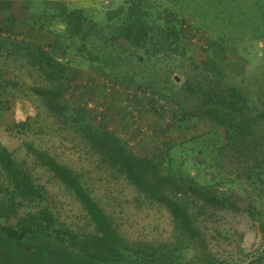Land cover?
Returning <instances> with one entry per match:
<instances>
[{"label":"rangeland","instance_id":"rangeland-1","mask_svg":"<svg viewBox=\"0 0 264 264\" xmlns=\"http://www.w3.org/2000/svg\"><path fill=\"white\" fill-rule=\"evenodd\" d=\"M131 1L0 0V144L12 150L18 161L31 172L36 189L35 197L17 195V211L2 222L20 227L39 221L53 223L56 220L64 224L68 236L75 240L87 237L96 230V223L75 196L52 170L37 161L27 145V142H31L86 174L92 192L99 199L112 226L124 243L130 246L124 250L126 253H134L136 249L139 252L146 250L160 254L167 247H173L178 251V264H200L211 250L222 260L221 264H252L253 261V264H264V230L261 227L264 217L251 212V207H254L252 199L233 198L241 207L240 210L227 206L216 209L207 207L208 212L199 216L205 241L200 236L182 237L166 206L147 199L124 177L110 176L100 163L99 155H93L79 134L58 121L32 90L34 85L46 83L47 80L40 69L26 62V55L29 57L27 47L32 48L34 53L36 49L44 48L68 67L67 77L70 79H66L64 89L72 108H86L93 122L107 125L121 136L129 138L138 154L158 159H181L183 169L180 170H185V167L189 169L191 151L188 143L177 145V142L184 137L192 138L204 133L209 129L210 122L202 117H186L181 126L176 117L175 102L165 95L162 98L167 102L151 101L141 95L129 97L127 88H138L137 84L120 83L119 80L114 82L99 64L92 65L89 55L77 50L75 45L78 38H75V42L67 41L62 31L65 19L61 10L64 7L67 10H82L89 19L105 24L119 12L121 5L129 7ZM162 1L188 16L189 21L200 29L191 37L187 56L181 55L172 63L169 59H161L155 69L158 71L170 64L174 67L178 81L174 88L188 107L194 101L184 94L187 91L185 79L187 75L202 78V68L195 65L207 58L211 37L218 39L224 36L225 41L229 42L232 49H228L230 53H225V57L237 55L232 57L235 64L223 61L227 64L228 81L238 82L245 76L247 80L244 84L252 88L253 92L258 88L264 89V0ZM204 3L208 7H203ZM18 54L21 56L17 57ZM242 64L245 69L241 73L239 67ZM249 71L255 72L258 78L253 80L247 74ZM103 74L109 80H103ZM160 74L155 75L154 79H159ZM143 81H148V78ZM144 85L141 88L145 89ZM90 101L94 103L92 107L88 106ZM130 105L138 116L137 125L133 124L132 115L128 116ZM156 105H160L162 110H155ZM140 127L146 128L141 130ZM192 144L197 149L192 153L195 158L197 151L201 150L205 158H211L206 146ZM167 146H172L170 151ZM199 165L206 166L207 162H199ZM195 170V167L190 168L191 173ZM205 182L207 180L202 178L201 183ZM10 184V179L0 165V202L11 190ZM247 187L249 193L253 192L254 186ZM225 188L223 185L220 190ZM233 193L240 195L237 190ZM262 196L264 204V194Z\"/></svg>","mask_w":264,"mask_h":264},{"label":"trees","instance_id":"trees-1","mask_svg":"<svg viewBox=\"0 0 264 264\" xmlns=\"http://www.w3.org/2000/svg\"><path fill=\"white\" fill-rule=\"evenodd\" d=\"M202 6L208 7L206 3ZM172 7L162 0H133L129 7L121 5L119 12L105 24L89 19L82 10H67L64 7L61 10L65 19L62 31L67 41L75 42V38H78L75 45L77 50L89 55L92 65L99 64L114 82H131L137 84L138 88L145 84V89L160 97L165 95L171 98L175 102L176 117L181 126L186 117H202L210 122L209 129L204 133L192 138L184 137L177 142V145L188 143L191 151L189 169L185 167V170H180L183 169L181 159H158L138 154L129 138L107 125L93 122L86 108H72L64 89L66 79H70L67 77L68 67L44 48L36 49L34 53L32 48L27 47L29 57L26 55V62L40 69L47 80L46 83L34 85L32 90L58 121L79 134L93 155H99L100 163L110 176L124 177L147 199L166 206L182 237L200 236L205 241L199 216L206 214L210 208L227 206L240 210L233 198L252 199L255 208L251 207V212L264 217V89L258 88L253 92L244 84L247 80L245 76L238 82L228 81L227 64L224 62L235 64L232 57L237 55L225 57V53H230L229 42L225 41L224 36L218 39L211 37L207 58L199 65L193 64L202 68V78L187 75L185 79L187 91L184 94L194 101L188 107L174 88L178 83L174 67L170 64L155 70L161 59H169L172 63L181 55L187 56L191 37L200 30L189 21L188 16ZM239 68L241 73L245 69L243 64ZM159 74L160 78L154 79ZM247 74L253 80L258 78L255 72L249 71ZM162 75L168 77L163 78ZM146 78L148 81H143ZM136 96L139 95H129L131 98ZM150 100L157 102L153 98ZM128 111L134 124L136 114L130 108ZM192 142L206 146L211 158H205L202 150L197 151L195 158L192 153L197 149ZM27 145L37 161L52 170L75 196L96 223V230L87 237L75 240L68 236L64 224L56 220L20 227L3 223L4 218L17 211V195L35 197L36 189L31 172L18 161L12 150L0 144V165L11 182V190L0 202V264H178V251L173 247H167L160 254L136 249L134 253H126L130 246L124 243L112 226L99 199L92 192L86 174L31 142H27ZM167 147L168 151L172 148ZM199 162H207V165L201 166ZM191 167L196 168L194 173H191ZM202 178L207 182L201 183ZM223 185L227 188L220 190ZM247 185L254 186L253 192L249 193ZM235 190L240 195L233 193ZM261 227L264 230L263 219ZM121 244L126 246H123V250L120 249ZM221 262L209 250L200 264Z\"/></svg>","mask_w":264,"mask_h":264},{"label":"built area","instance_id":"built-area-1","mask_svg":"<svg viewBox=\"0 0 264 264\" xmlns=\"http://www.w3.org/2000/svg\"><path fill=\"white\" fill-rule=\"evenodd\" d=\"M102 78H103V80L104 79L109 80V78L106 77V75H103ZM117 86L119 87L120 84L118 83ZM127 91L129 92L128 93L129 95L137 94L139 96L141 95V96H144L146 98H153V99L157 100V102L163 101V98L160 97L159 94L154 93L153 91H151L149 89H143V88H131L130 89V87H128ZM163 102H167V101L165 100ZM93 105H94V103L92 101L88 102V106L92 107ZM96 107H97V105H96ZM129 108L132 110V108H133L132 105H130ZM154 108H155V110H159V111L162 110L160 105H156ZM134 113H135V111H134ZM134 121H135V123L137 125V123H138V116L137 115L135 116ZM145 128L146 127H140L141 130H144Z\"/></svg>","mask_w":264,"mask_h":264}]
</instances>
